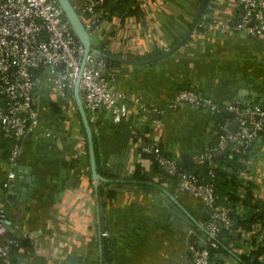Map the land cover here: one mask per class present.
<instances>
[{
    "label": "crops",
    "instance_id": "crops-1",
    "mask_svg": "<svg viewBox=\"0 0 264 264\" xmlns=\"http://www.w3.org/2000/svg\"><path fill=\"white\" fill-rule=\"evenodd\" d=\"M201 1L150 0L142 18L113 14L90 34L91 48L114 56L110 83L125 93L127 104V117L120 121L100 108L95 122H89L97 185L105 180L99 169L111 174L110 198L97 196L75 98L59 95L38 74V121L23 137L18 155L27 180L18 174L8 188L2 183L10 142L0 134V206L9 233L19 240L0 264H100L104 227L126 234L125 241L108 243L111 264H191L187 243L193 228L176 208H186L199 223L206 209L198 198L177 190L174 177L153 169L139 143L156 142L182 165L181 153L187 152L194 161L191 168L200 162V152L217 141L221 120L205 105L171 106V98L186 86L217 102L264 106V43L232 29L233 1L213 3L208 19L201 15L190 35L168 53L188 30ZM249 159L254 195L264 202V132ZM137 163L146 171V183L132 174ZM222 259L218 264H236L233 256Z\"/></svg>",
    "mask_w": 264,
    "mask_h": 264
},
{
    "label": "built area",
    "instance_id": "built-area-1",
    "mask_svg": "<svg viewBox=\"0 0 264 264\" xmlns=\"http://www.w3.org/2000/svg\"><path fill=\"white\" fill-rule=\"evenodd\" d=\"M70 1L89 34L102 27L101 16L106 13L103 7L106 0H82L80 5ZM149 1L138 0L141 9ZM216 1L208 0L203 17ZM231 1L237 8L232 29L264 43V0ZM83 53V44L58 0H0V133L10 141L7 178L2 187L8 188L11 180L17 177L23 137L38 121V74L43 73L59 95H69L73 99L74 84L79 78L78 91L89 122H95L100 108L110 111L114 121L127 117L125 93L110 83L114 74L110 59L88 52L81 66ZM182 104L191 107L205 105L215 114L221 111L231 113L230 117L219 122L217 142L200 152V160L209 159L230 143L251 146L264 132V106L237 100L217 102L191 86L181 88L171 98V106ZM233 119L238 125L230 130ZM138 149L152 154L161 171L174 177L177 190L198 198L206 209V218L199 223V230H189L187 251L191 264H211L209 247H217L222 230L233 225L232 208L216 202L212 182L203 181L193 170L182 167L156 142H143ZM242 188H239L240 192ZM262 221L264 223V219ZM262 229L258 231V237L263 236L264 226ZM256 230L254 224L253 231ZM203 231L206 236L202 235ZM247 235L248 232H241L238 241ZM199 241L204 244L200 245ZM18 245V238L9 233L5 209L0 206V260L7 258Z\"/></svg>",
    "mask_w": 264,
    "mask_h": 264
},
{
    "label": "trees",
    "instance_id": "trees-1",
    "mask_svg": "<svg viewBox=\"0 0 264 264\" xmlns=\"http://www.w3.org/2000/svg\"><path fill=\"white\" fill-rule=\"evenodd\" d=\"M103 7L106 13L102 14L101 22L105 17L113 14L120 19L129 14L141 18L144 15L138 0H106ZM203 18L204 21L208 19L206 16ZM202 25L198 24L197 27ZM110 62L113 61L110 60ZM217 114L220 116V120L227 117L224 111ZM147 141L143 140V142ZM143 142L139 143L138 148ZM253 145L230 143L224 149L210 156L209 159L200 160L195 167L189 168L180 164L184 168L193 170L201 180L212 182L216 202L232 208L233 225L231 228L222 230L217 247H209L211 264L221 262L223 260L222 256H233L236 259V264H264V234L261 237L257 236L258 231L263 230L264 226L262 221L264 219V202L254 195L256 182L251 173L249 160ZM141 153L152 158L151 166L153 169L161 170L152 154L142 151ZM99 174L105 180L97 185V196L100 198V196L105 195L110 198L114 190L107 186L108 178H111L112 175L106 171H100V169ZM132 174L136 180L146 183V171L138 163L135 165ZM240 187H243L242 192L239 191ZM254 224L257 225L256 231H253ZM245 231L248 232V235L242 238V241H238L240 233ZM235 239L236 241H234ZM247 247L248 252H246Z\"/></svg>",
    "mask_w": 264,
    "mask_h": 264
},
{
    "label": "water",
    "instance_id": "water-1",
    "mask_svg": "<svg viewBox=\"0 0 264 264\" xmlns=\"http://www.w3.org/2000/svg\"><path fill=\"white\" fill-rule=\"evenodd\" d=\"M58 2L60 3V5L62 6L65 16L68 18L69 22L71 23L73 30L75 32V34L77 35V37L79 38V40L81 41V43L83 44L84 47V53H83V57H82V64L84 62L85 56L88 52H93L99 55H102L108 59H113L114 56L109 53H105L99 49H93L91 48V40H90V34L88 33V31L86 30V28L84 27V24L78 14V12L76 11V9L73 7L72 3L70 0H58ZM208 0H202L200 3V6L197 10V13L193 19V21L191 22L188 30L186 31V33L182 36V38L175 44V46H173L169 51L172 52L173 50H175L191 33V31L193 30L194 26L196 25L198 19L200 18V16L202 15L203 11L205 10L206 6H207ZM78 82H79V78L76 79L75 84H74V89H73V94H74V98L78 107V110L80 112L81 118H82V122L84 124L85 127V131H86V135H87V141H88V149H89V157H90V165H91V173H92V177L94 178V187L96 189L97 187V178H98V174L96 172V162H95V154H94V147H93V138H92V131H91V127L89 124V121L86 117L82 102H81V98L79 95V91H78ZM229 116L231 115L230 112H226ZM237 123L236 120H234L232 122V124H230V130H234L235 129V124ZM181 160L183 162L184 165H186L187 167H191L194 164L193 158L192 156H190L187 152H182L181 153ZM25 169H27L25 166L20 165L19 166V172L18 174L21 175L22 178H24L25 180H27V174L24 171ZM168 195V198H172L173 195L169 192L166 193ZM180 207V208H179ZM179 207L176 208V210L178 212H180L181 215H185L187 217V220L189 221L191 228L193 229H198V226L200 225L199 222H197L196 220H193V218H191V216H189L190 214L188 213L187 209L182 207L181 205H179ZM105 231V227L102 229ZM199 230V229H198ZM203 236H206L205 232H202ZM126 236L125 233H118L116 234V232H113L112 230H107L104 234H101L100 236V248L102 249L101 251V260H100V264H111V260L109 259V256L107 254V249H108V243H116L117 240H121V241H125L124 237ZM200 245H203L204 243L202 241H199ZM80 264V263H79Z\"/></svg>",
    "mask_w": 264,
    "mask_h": 264
},
{
    "label": "rangeland",
    "instance_id": "rangeland-1",
    "mask_svg": "<svg viewBox=\"0 0 264 264\" xmlns=\"http://www.w3.org/2000/svg\"><path fill=\"white\" fill-rule=\"evenodd\" d=\"M72 1L75 2V0H72ZM81 3H82V2H81ZM81 3H79V4L77 3V4L80 5Z\"/></svg>",
    "mask_w": 264,
    "mask_h": 264
}]
</instances>
